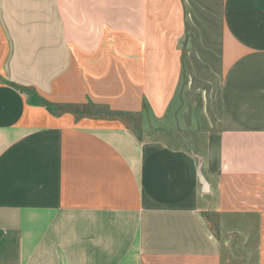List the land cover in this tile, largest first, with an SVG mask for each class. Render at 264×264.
I'll return each mask as SVG.
<instances>
[{"label": "crops", "instance_id": "1", "mask_svg": "<svg viewBox=\"0 0 264 264\" xmlns=\"http://www.w3.org/2000/svg\"><path fill=\"white\" fill-rule=\"evenodd\" d=\"M211 218L264 251V0H0V264H222Z\"/></svg>", "mask_w": 264, "mask_h": 264}, {"label": "rangeland", "instance_id": "2", "mask_svg": "<svg viewBox=\"0 0 264 264\" xmlns=\"http://www.w3.org/2000/svg\"><path fill=\"white\" fill-rule=\"evenodd\" d=\"M44 105L49 108V111L57 116L64 113H70L73 116L74 121H78L84 117H115V115H112V113L107 111L108 107H94L91 103L79 104L73 102L57 104L44 102ZM128 126L131 127L135 133H141L139 132V124L136 120L130 119ZM149 136L153 137V134ZM180 141L185 142L186 140ZM185 146L188 145L185 144ZM211 221L215 233L221 238L223 251L220 260H222V264H260L261 254H264V251L261 252V241H258L256 219L252 220L256 222L253 225H251L252 221L250 219L248 220L250 224L248 223L249 227L245 235H243L244 237L237 233L234 234L235 230L232 228L220 226L217 221H214V218H211Z\"/></svg>", "mask_w": 264, "mask_h": 264}, {"label": "water", "instance_id": "3", "mask_svg": "<svg viewBox=\"0 0 264 264\" xmlns=\"http://www.w3.org/2000/svg\"><path fill=\"white\" fill-rule=\"evenodd\" d=\"M200 165L201 164H199V166H198L197 176H198V179H199L200 184L202 185V188L205 190V188L207 186V183H206V180L203 178V176L201 174Z\"/></svg>", "mask_w": 264, "mask_h": 264}]
</instances>
